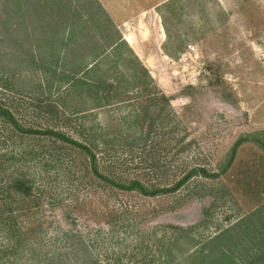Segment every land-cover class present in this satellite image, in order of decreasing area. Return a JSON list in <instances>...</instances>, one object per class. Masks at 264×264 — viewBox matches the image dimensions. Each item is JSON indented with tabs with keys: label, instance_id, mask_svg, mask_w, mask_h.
Wrapping results in <instances>:
<instances>
[{
	"label": "rangeland",
	"instance_id": "obj_1",
	"mask_svg": "<svg viewBox=\"0 0 264 264\" xmlns=\"http://www.w3.org/2000/svg\"><path fill=\"white\" fill-rule=\"evenodd\" d=\"M118 36L127 40L119 59L110 45ZM95 54L106 76L129 61L136 68L134 56L151 82L120 85L94 107L71 82ZM0 102L25 126L82 141L85 128L104 127L117 170L148 186H169L194 167L215 171L237 137L264 131V0H0ZM5 134L0 151L35 150L24 164L35 200L20 203L29 207L18 218L26 234L15 264L52 252L63 264H188L264 202V151L251 141L216 179L144 196L97 181L69 145L0 124ZM166 238L175 241L164 253Z\"/></svg>",
	"mask_w": 264,
	"mask_h": 264
},
{
	"label": "trees",
	"instance_id": "obj_2",
	"mask_svg": "<svg viewBox=\"0 0 264 264\" xmlns=\"http://www.w3.org/2000/svg\"><path fill=\"white\" fill-rule=\"evenodd\" d=\"M124 44H126L125 41L119 36L110 44L113 46L112 51L117 59L121 55L116 48ZM97 58L98 54L91 57L90 61L94 63L83 71L84 78H75L71 82V86L80 87L85 94L92 98L94 107L101 106L103 103L109 104L111 93L120 85L125 84L129 88L151 82L147 70L136 61L134 56L132 59L136 68L129 61L125 73L113 71L111 76H106L104 71L99 69L100 62ZM83 67L77 69L75 73L83 70ZM113 67L116 68V66ZM0 124L18 137L45 138L69 145L84 156L89 173L97 181L120 190L135 191L144 196L173 193L194 177L216 179L230 167L237 148L245 142L251 141L264 151V131L251 134V139L248 138V135L239 136L230 145L217 170L194 167L188 169L169 186H148L137 177L122 176V173L117 170L118 164L109 155V142L106 140L107 132L104 127L85 128L90 138L87 141H82L54 128L36 129L25 126L2 102H0ZM0 138H2L1 141H5L8 134L0 136ZM98 147H100V151H97ZM98 152L101 153L98 154ZM34 153L33 147L27 149L24 146L15 150L0 151V174L4 173L6 169H11V176L7 181L0 179V235L4 240L3 244H0V261L4 264H15L16 259H19L15 254L22 245L26 234L23 226L18 222V218L25 214L29 207V203H26V206L20 203L26 198L29 199L28 202L35 200V196H33L34 182L24 166L25 161L30 160L29 157ZM172 228L178 229L179 232H187L185 228L177 226H172ZM174 241L175 238L171 240L166 238V241H160L161 251L165 253L170 250V244ZM235 251L240 255L235 256L233 254ZM31 253L34 254V250ZM187 257L188 264H264V202L220 230ZM38 261L40 264H63L64 259L60 253L52 252L44 254ZM95 262L97 260H93L90 264H96Z\"/></svg>",
	"mask_w": 264,
	"mask_h": 264
},
{
	"label": "crops",
	"instance_id": "obj_3",
	"mask_svg": "<svg viewBox=\"0 0 264 264\" xmlns=\"http://www.w3.org/2000/svg\"><path fill=\"white\" fill-rule=\"evenodd\" d=\"M123 38H124L125 41H127L126 38H125V36H123Z\"/></svg>",
	"mask_w": 264,
	"mask_h": 264
}]
</instances>
